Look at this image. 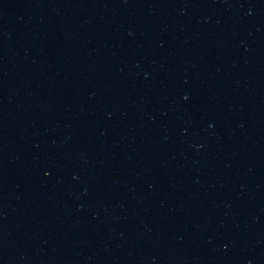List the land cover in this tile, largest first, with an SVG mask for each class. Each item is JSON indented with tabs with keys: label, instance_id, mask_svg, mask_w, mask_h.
<instances>
[{
	"label": "water",
	"instance_id": "1",
	"mask_svg": "<svg viewBox=\"0 0 264 264\" xmlns=\"http://www.w3.org/2000/svg\"><path fill=\"white\" fill-rule=\"evenodd\" d=\"M0 264H264V0H0Z\"/></svg>",
	"mask_w": 264,
	"mask_h": 264
}]
</instances>
